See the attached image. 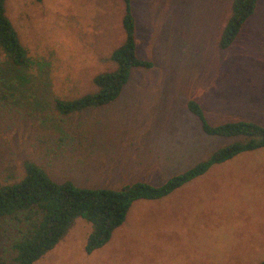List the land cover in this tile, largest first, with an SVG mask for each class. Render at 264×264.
<instances>
[{"label":"rangeland","instance_id":"obj_1","mask_svg":"<svg viewBox=\"0 0 264 264\" xmlns=\"http://www.w3.org/2000/svg\"><path fill=\"white\" fill-rule=\"evenodd\" d=\"M232 0H132L137 55L120 96L101 108L61 115L56 100L93 93V78L115 68L124 39L122 0H6L5 12L29 64L14 73L0 51V184L18 182L24 163L57 183L120 189L159 185L228 141L210 124L264 126V0L234 43L219 49ZM8 87V88H7ZM23 230L0 221V260L14 257ZM90 225L74 220L34 264H259L264 261V150L235 157L158 201H136L102 248L84 250Z\"/></svg>","mask_w":264,"mask_h":264},{"label":"trees","instance_id":"obj_2","mask_svg":"<svg viewBox=\"0 0 264 264\" xmlns=\"http://www.w3.org/2000/svg\"><path fill=\"white\" fill-rule=\"evenodd\" d=\"M5 1L0 0V51L10 70L17 73L27 67L29 58L6 16ZM259 2L231 1L230 16L220 35V50H226L234 43ZM122 3L121 26L124 39L108 58L115 68L93 78L95 92L72 100H56L55 109L59 114L70 115L104 107L120 96L134 69L152 68L151 62L137 55L138 30L132 0H122ZM7 91L0 86V101L9 100L10 94ZM186 107L205 136L228 142L204 160L159 185L135 182L123 185L120 189L82 188L68 181L57 183L37 165L25 162L21 180L0 184V221L11 218L23 224L20 236L12 243L14 257L0 260V264H34L61 241L77 218L83 219L91 227L84 247L85 252L90 254L109 242L136 201L161 200L202 176L213 166L264 150V126L246 120L213 125L205 117L198 102L189 100ZM259 264H264V261Z\"/></svg>","mask_w":264,"mask_h":264}]
</instances>
